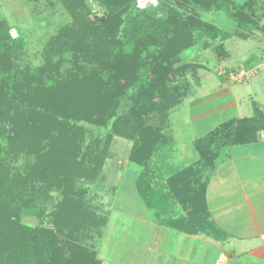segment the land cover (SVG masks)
I'll list each match as a JSON object with an SVG mask.
<instances>
[{
	"label": "trees",
	"instance_id": "obj_1",
	"mask_svg": "<svg viewBox=\"0 0 264 264\" xmlns=\"http://www.w3.org/2000/svg\"><path fill=\"white\" fill-rule=\"evenodd\" d=\"M159 1L141 10L138 0H106L99 17L87 0H59L70 17L45 44L39 67L21 65L24 37L12 38L15 25L0 18V264H102L90 242L108 218H98L82 185L103 166L92 129L108 144L114 136L134 142L129 159L146 170L137 181L142 201L161 224L194 233L205 228L209 178L220 158L231 146L259 141L258 107L254 117L196 140L199 160L168 182L189 215L171 219L173 195L150 186L148 166L168 143L160 122L187 93L182 77L198 68L181 54L205 38L206 46L220 41L213 47L219 61L230 56L223 42L231 35L202 15L224 12L241 28L256 23L234 0ZM28 210L45 224L27 226Z\"/></svg>",
	"mask_w": 264,
	"mask_h": 264
},
{
	"label": "rangeland",
	"instance_id": "obj_2",
	"mask_svg": "<svg viewBox=\"0 0 264 264\" xmlns=\"http://www.w3.org/2000/svg\"><path fill=\"white\" fill-rule=\"evenodd\" d=\"M105 1L87 0V3L92 13L100 17L106 12ZM234 1L244 5L242 8L252 17L256 28H241L238 22L229 19L224 12L202 15L204 22L231 35L226 43L223 42L230 56L219 61L213 47H218L220 41L206 46L205 38L181 54L183 63L197 65L198 68L195 71L189 70L182 77L180 82L183 83L185 93L187 92L186 96L171 107L169 119L165 123L160 122L168 136V143L165 147L159 146L149 162L148 181L155 190L173 195L174 192L168 185L169 179L175 173L195 166L199 160L195 141L216 128L221 116H227L226 119L235 116L243 118L257 104L264 110V0ZM50 2H54L56 10L51 9ZM159 2L138 0L137 3L142 10L151 6L158 7ZM69 17L59 0H0V18L8 19L15 25L10 30L11 37H24L26 57L21 62L22 66L43 65L45 44L57 34L59 27ZM14 30L17 31V37L13 36ZM238 32L246 34L249 39L240 38ZM242 70L248 71L249 76L243 79L237 77V80L228 78L229 73L238 74ZM129 104V101H125L122 109L127 110ZM205 118L210 121H204ZM92 131L96 134H93L94 139L97 137L100 141L97 156L102 160L103 166L97 178L83 181L82 185L87 192L86 201L98 218L103 219L104 214L108 218L104 217L107 219L106 225L99 228L100 231L97 229L92 237L94 240L89 241L98 246L102 264H178L177 258H173L172 254L159 258L154 253L151 260L147 255L146 241L151 237L152 231L144 221L150 219L151 222V218L144 210L145 205L143 206L137 191L138 178L146 170L129 159L134 142L125 137L114 136L108 144L104 134L97 135V129ZM225 157L222 156L220 160ZM225 174L228 175L223 179ZM245 191L250 196L260 191L259 195L251 196V202L254 206H264V163L243 156L222 168L219 164L218 169L210 175L206 195L208 205L243 220L248 213V204L243 198ZM176 194L172 197L171 219L176 220L180 216L187 218L190 208L183 205ZM45 221L44 218H38L34 210H28L23 217V222L30 227H40ZM177 244L176 240L167 245L169 253L176 252L179 246ZM169 246H176L175 250H171L172 247ZM192 248L184 243L180 246L184 254L191 253Z\"/></svg>",
	"mask_w": 264,
	"mask_h": 264
},
{
	"label": "crops",
	"instance_id": "obj_3",
	"mask_svg": "<svg viewBox=\"0 0 264 264\" xmlns=\"http://www.w3.org/2000/svg\"><path fill=\"white\" fill-rule=\"evenodd\" d=\"M243 39L248 40L249 38L245 36ZM255 107H258L260 111L264 112L257 104L254 105L252 112L243 118L235 116L234 118L226 119L227 116H221L218 126L232 119L254 117ZM211 120L213 121V119ZM204 121H210V119ZM258 137V142L231 146L227 151V155H225L226 157L221 161V168L225 164H233L235 160L243 156L258 159L264 163V132L260 131ZM227 175L228 174L223 175V179H225ZM243 193V198L248 204V213L245 219L241 220L240 218L231 216L228 214L229 212L223 213L219 209H212L207 201L208 214L205 219L206 225L205 228L198 233L181 232L170 226L161 224L156 220L155 212L147 208L144 202H142L143 206L145 205L144 210H146L148 216L151 218V222L150 219H148L149 221H144V223L147 222L146 224L152 231L150 232L151 237H148L146 241L149 260L152 259L151 257H153L155 253L159 258L165 254L166 256L167 254H172L173 258H177L178 264L182 262H184L183 264H264V206H254L251 202V196L255 194L259 195L260 191H257V193L254 192L251 196L246 191ZM141 209L143 210V207H141ZM183 218V216L179 217V219ZM153 231H155L154 235ZM170 239H173L172 241L177 240L179 244L176 252L173 251L174 253H169L170 248L168 249L167 247V245L172 242L169 241ZM183 243L193 247V251L189 254H184L183 250L180 249ZM169 247H172L171 250H175L176 246ZM99 256L100 254L98 251V257Z\"/></svg>",
	"mask_w": 264,
	"mask_h": 264
},
{
	"label": "built area",
	"instance_id": "obj_4",
	"mask_svg": "<svg viewBox=\"0 0 264 264\" xmlns=\"http://www.w3.org/2000/svg\"><path fill=\"white\" fill-rule=\"evenodd\" d=\"M14 31H15V33H14L13 36H14V37H15V36L17 37V36H18V35H17V31H16V30H14ZM15 34H16V35H15ZM254 72H257V71H254ZM235 76H236V77H235ZM246 76H249V72H248V71H245V70L240 71L238 74H233L232 72L228 74V78H229V79H233V78L235 79V78H236L235 80H237V77H238L239 79H240V78L243 79V78L246 77ZM220 261H221V259H220Z\"/></svg>",
	"mask_w": 264,
	"mask_h": 264
}]
</instances>
